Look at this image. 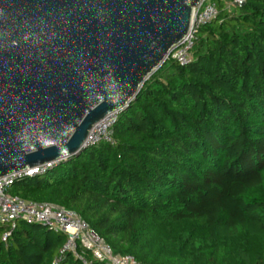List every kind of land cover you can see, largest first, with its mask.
<instances>
[{
    "label": "trees",
    "instance_id": "obj_1",
    "mask_svg": "<svg viewBox=\"0 0 264 264\" xmlns=\"http://www.w3.org/2000/svg\"><path fill=\"white\" fill-rule=\"evenodd\" d=\"M196 31L188 63L167 59L104 139L8 191L76 211L116 252L149 264H264V0ZM0 264H108L68 234L18 218Z\"/></svg>",
    "mask_w": 264,
    "mask_h": 264
},
{
    "label": "water",
    "instance_id": "obj_2",
    "mask_svg": "<svg viewBox=\"0 0 264 264\" xmlns=\"http://www.w3.org/2000/svg\"><path fill=\"white\" fill-rule=\"evenodd\" d=\"M203 0H0V177L51 166L132 101Z\"/></svg>",
    "mask_w": 264,
    "mask_h": 264
},
{
    "label": "built area",
    "instance_id": "obj_3",
    "mask_svg": "<svg viewBox=\"0 0 264 264\" xmlns=\"http://www.w3.org/2000/svg\"><path fill=\"white\" fill-rule=\"evenodd\" d=\"M245 0H225V8L230 10L232 7L241 6ZM219 13L217 0H203L194 10L192 25L189 35L185 42L176 47L168 56L185 65L191 57L193 38L199 27ZM119 111H113L101 118L90 130L86 141L88 145L97 143L104 139L113 143L114 137L111 126L116 120ZM50 166L41 164L29 169H23L11 174L0 177V223L8 224L9 229L2 233V240H6L12 227L15 226L18 218L34 220L56 230L67 232L68 237L60 252L72 250L76 254L77 243L80 242L89 247L92 252L108 264H149L143 263L131 253L116 252L113 247L76 211L65 208L48 201H36L24 198L18 194L8 191V187L25 175L40 173ZM85 264L90 262L80 255Z\"/></svg>",
    "mask_w": 264,
    "mask_h": 264
}]
</instances>
